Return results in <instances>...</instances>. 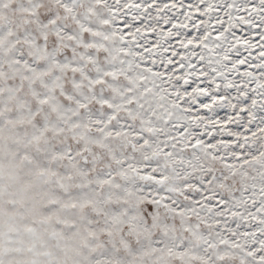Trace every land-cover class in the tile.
I'll list each match as a JSON object with an SVG mask.
<instances>
[{
    "label": "snow or ice",
    "instance_id": "snow-or-ice-1",
    "mask_svg": "<svg viewBox=\"0 0 264 264\" xmlns=\"http://www.w3.org/2000/svg\"><path fill=\"white\" fill-rule=\"evenodd\" d=\"M0 264H264V0H0Z\"/></svg>",
    "mask_w": 264,
    "mask_h": 264
}]
</instances>
